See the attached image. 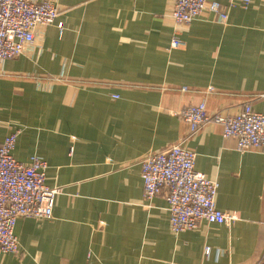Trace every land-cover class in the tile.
<instances>
[{
	"label": "crops",
	"instance_id": "obj_1",
	"mask_svg": "<svg viewBox=\"0 0 264 264\" xmlns=\"http://www.w3.org/2000/svg\"><path fill=\"white\" fill-rule=\"evenodd\" d=\"M49 1L54 22L0 61V144L18 131L13 157L44 159L59 191L52 217L17 218L19 252L0 251V264L261 262L264 151L237 150L214 120L191 132L178 111L205 101L209 114H264V0L225 7L226 23L206 11L187 25L172 0ZM174 36L184 45L171 47ZM176 143L217 181L229 225L173 232L163 193L144 198L140 160Z\"/></svg>",
	"mask_w": 264,
	"mask_h": 264
},
{
	"label": "built area",
	"instance_id": "obj_2",
	"mask_svg": "<svg viewBox=\"0 0 264 264\" xmlns=\"http://www.w3.org/2000/svg\"><path fill=\"white\" fill-rule=\"evenodd\" d=\"M226 5L209 0H172L171 16L175 23L187 25L203 12L217 15L226 23L227 8L239 4L247 7L251 0H225ZM59 8L49 0H0V61L22 53L34 39L37 25H49ZM184 41L172 37L170 46L181 47ZM179 116L196 131L209 120L222 127V136L232 137L239 151H264V114L250 104L234 114H209L205 101L190 104L178 111ZM18 131L8 133L0 144V251L19 252L14 233L18 217L36 219L52 217L58 188L45 184L47 162L38 156L21 162L12 155ZM195 153L176 143L140 160L143 196L151 199L163 193L167 202L168 223L173 232L194 229L200 221L229 225L236 216L216 207L218 183L194 167ZM208 247L204 251L207 253ZM258 264H264V258Z\"/></svg>",
	"mask_w": 264,
	"mask_h": 264
}]
</instances>
